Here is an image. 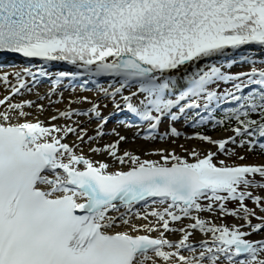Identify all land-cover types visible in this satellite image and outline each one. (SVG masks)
Wrapping results in <instances>:
<instances>
[{
  "label": "snow or ice",
  "instance_id": "1",
  "mask_svg": "<svg viewBox=\"0 0 264 264\" xmlns=\"http://www.w3.org/2000/svg\"><path fill=\"white\" fill-rule=\"evenodd\" d=\"M259 54L264 0H0V264H264Z\"/></svg>",
  "mask_w": 264,
  "mask_h": 264
},
{
  "label": "rangeland",
  "instance_id": "2",
  "mask_svg": "<svg viewBox=\"0 0 264 264\" xmlns=\"http://www.w3.org/2000/svg\"><path fill=\"white\" fill-rule=\"evenodd\" d=\"M259 56L264 57V54H259ZM242 70H248V69L247 68H240V67H234L232 69L233 72L242 71ZM43 86H44L43 88L48 87V82L45 81V83H44ZM183 130L184 131H187V133L189 135H191L194 131H198L199 129H190L189 128V129H183ZM208 134L209 135H214V136H218L219 135L218 132L214 133V132H211V131H209ZM181 142H186L189 146L190 145H192V146L195 145V146H199V147H203L204 146L199 141H195V140H188V141H186L183 138L179 139L175 144H173L170 141L163 142V143L166 144L169 147H178ZM178 154H184V153L180 152ZM237 163L264 164V156H260V155H257V156H249V158L247 160H245V161H237ZM257 178H259V177H257ZM254 191H256L257 194L264 195V190H254ZM246 203L248 204L249 207H255V205H253L251 203V201H246ZM232 207H235V205H232ZM217 222L219 223L220 221H217ZM226 222L227 223H233L235 221H233V219L231 217H228V218H226ZM257 222H258L257 220L253 219V223H257ZM254 238H258V237H254Z\"/></svg>",
  "mask_w": 264,
  "mask_h": 264
},
{
  "label": "bare ground",
  "instance_id": "3",
  "mask_svg": "<svg viewBox=\"0 0 264 264\" xmlns=\"http://www.w3.org/2000/svg\"><path fill=\"white\" fill-rule=\"evenodd\" d=\"M5 70H7V69H5ZM43 87L44 86L42 85L41 86V91L42 92L46 91L47 88H48V87H45V88H43ZM81 94L91 95V93H81ZM68 97H69V93L65 92V99L67 100ZM27 98L28 99H36L35 96H29ZM51 114H53V113L49 112L46 115H51ZM41 119L42 120L46 119V116H41ZM128 135H129V137H131L132 133H128ZM180 144H184L185 146H188V147L192 146V145L189 146L186 142H181ZM123 147H126L129 150L136 151L137 154H140L142 156L144 155V150L145 149H155V148H165L166 147V148H169V149L175 148L177 153L181 152V149L179 148V146L178 147H169L166 144H164L163 142H157L156 144H149V143H145V141L143 139H137L133 143H128V144L123 145ZM146 158H148V159H157L158 157H156V156H147Z\"/></svg>",
  "mask_w": 264,
  "mask_h": 264
}]
</instances>
